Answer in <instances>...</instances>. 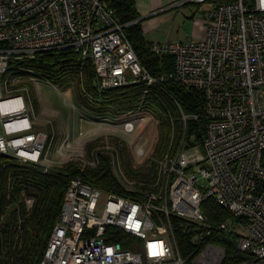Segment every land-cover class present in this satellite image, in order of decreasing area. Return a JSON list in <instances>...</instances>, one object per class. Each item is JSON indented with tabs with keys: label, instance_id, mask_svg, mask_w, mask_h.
Here are the masks:
<instances>
[{
	"label": "built area",
	"instance_id": "1",
	"mask_svg": "<svg viewBox=\"0 0 264 264\" xmlns=\"http://www.w3.org/2000/svg\"><path fill=\"white\" fill-rule=\"evenodd\" d=\"M187 3H208L205 35L153 42L155 54L175 57L174 71L153 75L126 24L102 0H0V154L52 167L51 134L35 129L29 101L12 89L20 75L16 62L49 51L71 48L92 58L102 89L144 82L148 93L174 81L205 95L203 141L190 144L184 136L154 184L122 172L125 193L119 194L79 175L71 179L41 264H224L226 248L213 242L216 233L233 235L247 258L238 264H264V0L176 5ZM137 125L130 119L124 130ZM65 140L57 152L64 153ZM99 153L78 159L94 167ZM145 153L137 149L138 156ZM209 198L231 216L213 221L203 210ZM177 229L189 234L190 250ZM121 231L128 235L123 240Z\"/></svg>",
	"mask_w": 264,
	"mask_h": 264
},
{
	"label": "trees",
	"instance_id": "2",
	"mask_svg": "<svg viewBox=\"0 0 264 264\" xmlns=\"http://www.w3.org/2000/svg\"><path fill=\"white\" fill-rule=\"evenodd\" d=\"M102 1L126 24L125 31L140 61L153 75L175 70L174 56H160L152 51V43L146 39L139 20L141 15L136 0ZM245 1L250 3L252 0ZM15 65L17 73L33 74L53 85L76 81L85 106L98 113L125 114L142 106L160 121L155 155L163 161L168 154L174 156L177 153L184 136L191 144L194 140L201 143L206 134L205 95L200 90L187 89L174 81L154 85L148 93H145L147 84L144 82L102 89L93 59L83 57L71 48L49 51ZM94 147V141L87 146L90 152ZM99 154L100 163L94 167L72 160L47 171L40 163L0 154V264H41L74 176H82L86 182L106 192L125 193L110 154L103 151ZM161 160H148L146 164L151 163L150 170L145 172L146 164L133 168L128 159L124 173L130 179L154 184L160 174ZM28 199H33L32 204L27 202ZM203 210L215 222L231 216L228 211L220 212L212 198L204 201ZM177 230L184 250H190L186 244L189 234ZM127 236L121 231L118 239ZM212 240L226 248L224 264H238L247 259L238 252L233 235L216 233Z\"/></svg>",
	"mask_w": 264,
	"mask_h": 264
},
{
	"label": "rangeland",
	"instance_id": "3",
	"mask_svg": "<svg viewBox=\"0 0 264 264\" xmlns=\"http://www.w3.org/2000/svg\"><path fill=\"white\" fill-rule=\"evenodd\" d=\"M206 9L208 3H187L173 9L172 19L165 22L160 29L162 35L166 34L169 39L179 41L203 38ZM79 54L84 57V54ZM16 76L18 79L14 81L12 89L17 94H24L29 101L34 111L32 118L35 129L50 133L53 139L50 152L52 167H60L72 160L81 162L78 159L81 155L92 159L100 151L109 153L112 160L116 156V165H113L116 175L127 172L125 162L128 159L133 168L144 166L148 160H161L155 155V147L159 142L160 121L149 111L136 110L137 112L118 115L98 113L85 106L76 81L53 85L33 74L21 73ZM135 118L138 119L136 130L127 133L124 123ZM64 139V153H59L56 147ZM93 141L95 147L90 152L87 146ZM139 147L146 149L145 155H137ZM150 164H146L148 167L145 172L150 170ZM234 228L237 231H245L243 226Z\"/></svg>",
	"mask_w": 264,
	"mask_h": 264
},
{
	"label": "crops",
	"instance_id": "4",
	"mask_svg": "<svg viewBox=\"0 0 264 264\" xmlns=\"http://www.w3.org/2000/svg\"><path fill=\"white\" fill-rule=\"evenodd\" d=\"M180 1L182 0H136L141 15L139 20L149 42L179 41L169 39L166 34L162 35L160 29L165 22L172 19L174 14L172 10L179 7L176 4Z\"/></svg>",
	"mask_w": 264,
	"mask_h": 264
},
{
	"label": "water",
	"instance_id": "5",
	"mask_svg": "<svg viewBox=\"0 0 264 264\" xmlns=\"http://www.w3.org/2000/svg\"><path fill=\"white\" fill-rule=\"evenodd\" d=\"M4 156H6V157H10V158H15L13 155H11V154H3Z\"/></svg>",
	"mask_w": 264,
	"mask_h": 264
}]
</instances>
